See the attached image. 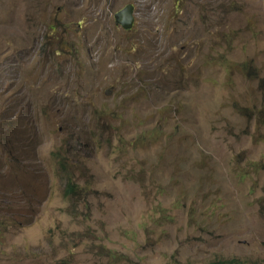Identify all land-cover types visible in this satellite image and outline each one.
<instances>
[{
	"label": "rangeland",
	"instance_id": "1",
	"mask_svg": "<svg viewBox=\"0 0 264 264\" xmlns=\"http://www.w3.org/2000/svg\"><path fill=\"white\" fill-rule=\"evenodd\" d=\"M219 263L264 264V0H0V264Z\"/></svg>",
	"mask_w": 264,
	"mask_h": 264
},
{
	"label": "trees",
	"instance_id": "2",
	"mask_svg": "<svg viewBox=\"0 0 264 264\" xmlns=\"http://www.w3.org/2000/svg\"><path fill=\"white\" fill-rule=\"evenodd\" d=\"M88 187L81 186L79 187L72 181L69 177L65 180V186L63 188V195L67 200H71L77 197H84L87 193ZM224 264V263H219Z\"/></svg>",
	"mask_w": 264,
	"mask_h": 264
},
{
	"label": "water",
	"instance_id": "3",
	"mask_svg": "<svg viewBox=\"0 0 264 264\" xmlns=\"http://www.w3.org/2000/svg\"><path fill=\"white\" fill-rule=\"evenodd\" d=\"M132 5L126 4L124 8L115 13V20L123 27L131 26L133 21V15L131 14Z\"/></svg>",
	"mask_w": 264,
	"mask_h": 264
},
{
	"label": "clouds",
	"instance_id": "4",
	"mask_svg": "<svg viewBox=\"0 0 264 264\" xmlns=\"http://www.w3.org/2000/svg\"><path fill=\"white\" fill-rule=\"evenodd\" d=\"M67 200V199H66Z\"/></svg>",
	"mask_w": 264,
	"mask_h": 264
}]
</instances>
